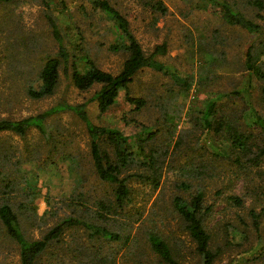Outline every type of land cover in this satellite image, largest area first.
Masks as SVG:
<instances>
[{"label": "rangeland", "instance_id": "obj_1", "mask_svg": "<svg viewBox=\"0 0 264 264\" xmlns=\"http://www.w3.org/2000/svg\"><path fill=\"white\" fill-rule=\"evenodd\" d=\"M93 1H0V117L35 114L61 99L87 101L88 114L98 124L137 131L138 125L124 123L126 115L156 131L150 139L131 140L136 156L131 201L117 213L102 207L101 202L113 200V185L95 174L90 136L74 112L48 115L43 131L35 126L23 134L0 131V204H11L27 237H41L63 218L107 226L121 235L112 239L91 234L83 223L67 225L37 264H157L146 237L150 229L164 237L181 264H202L172 204L175 195L189 197L199 190L204 210L210 207L203 216L210 247L218 251L213 264H264V141L250 112L253 106L264 113V76L249 77L243 58L252 45L264 63V0L260 9L253 0H229L262 25L260 33L227 22L208 0H161L164 13L154 8L157 0H109L128 18L146 53L167 43L158 57L171 72L143 69L129 83V92L143 96L146 104L134 108L121 90L115 103L100 111L91 100L98 85L78 89L71 65L65 72L63 63L52 93L31 96L28 88L39 84L43 62L58 50L48 15L79 68L86 57L113 73L121 68L127 53L109 47L117 38L114 21ZM232 90L240 93L229 95ZM210 98L217 101L215 120L235 112L246 132L254 129L248 150L233 148L224 131L204 125ZM103 146L109 148L107 142ZM136 174H154L158 184ZM230 195L242 203L234 204ZM251 210L258 213V226ZM0 264H19L18 244L1 220Z\"/></svg>", "mask_w": 264, "mask_h": 264}, {"label": "trees", "instance_id": "obj_2", "mask_svg": "<svg viewBox=\"0 0 264 264\" xmlns=\"http://www.w3.org/2000/svg\"><path fill=\"white\" fill-rule=\"evenodd\" d=\"M208 1L220 11L221 16L227 22L238 25L250 33L262 32V25L236 8L231 1ZM252 3L258 9L263 6V0H253ZM93 4L114 21L117 38L111 42L109 47L112 50H122L127 53L121 68L115 73L110 72L99 67L89 57L84 59L83 66L79 68L76 61H73L75 56L71 54L66 46L57 22L51 15H48L47 19L51 26L52 36L57 42L58 50L55 55L47 57L43 62L38 75L39 84L37 86H29L28 93L33 97H43L52 93L58 81V68L63 63L65 72L69 65H71L70 78L78 89L83 90L98 85V89L93 93L91 100L96 102L100 111H104L114 104L121 90L125 91L126 100L134 104V108L139 109L146 104L147 100L143 96L132 95L129 92V83L133 80L134 75L143 69L148 68L163 74L171 72L170 67L158 57V55L166 53L167 43L165 41L157 43L150 52L146 53L130 29L128 18L117 7L111 4L109 0H94ZM154 8L160 10L162 13L166 11V6L161 0L155 2ZM256 16L262 17L260 12H257ZM258 52L254 50L252 45L248 46L245 50L243 57L244 66L248 71L249 77L254 74L264 76V63L259 60ZM232 93L239 94L240 91L232 90L228 92L229 95ZM216 105L217 101L215 99L210 98L206 101L202 113L204 125L212 128L215 133L223 134L222 132L224 131L226 139L233 148L248 150L250 140L252 139L255 142L254 129L252 132H246L247 130L241 127L238 119L236 120L237 117L233 111V113L229 112L225 115L224 118L215 120ZM62 110H71L85 123L90 136V154L94 172L100 179L113 185L114 198L108 205L101 202L102 207H106V211L111 210L115 213H117V208L123 210L124 206L131 201L132 186L130 184V177L136 172L130 171L136 161V156L133 155L131 140L136 136H139L140 140L150 139L156 134V131L146 126L143 122L126 115L123 117L124 123L138 125L139 131H135L138 133L134 131L127 132L123 128L98 124L88 114L87 101L71 103L63 99L35 114L20 118L0 117V131H12L23 134L31 126H35L43 131L46 117ZM250 112L253 123L256 125L255 132L264 141V113H259L253 106L250 108ZM104 142H107L109 148L103 146ZM255 158L257 159V156ZM1 172L2 169L0 167ZM136 175L143 178L150 177L154 185L158 184V177L154 174L149 176L144 175L145 177L140 174ZM203 196L202 190L192 193L189 197L175 195L172 198V204L174 210L184 222V228L193 239L195 251L202 257V264H213L218 251H214L210 247L211 234L205 227L203 216L210 207L207 206L206 210H204ZM227 199L232 200L234 204L240 205L242 203V198L238 196L230 195ZM250 213L253 224L258 226V213L254 210H251ZM0 220L4 224L7 233L18 244L19 264H37L38 256L47 247L49 242L57 238L65 226L74 223H83L91 230V234L96 233L112 239H117L121 236L120 233L107 228V226L86 222L78 218H63L53 224L41 237L29 238L24 234L18 217L8 202L0 204ZM146 237L150 249L157 258V264H181L179 259L174 255L169 243L159 233L150 229L146 232Z\"/></svg>", "mask_w": 264, "mask_h": 264}]
</instances>
